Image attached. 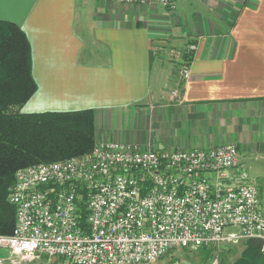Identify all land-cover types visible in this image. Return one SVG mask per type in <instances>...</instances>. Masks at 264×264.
Wrapping results in <instances>:
<instances>
[{
  "label": "crops",
  "instance_id": "obj_1",
  "mask_svg": "<svg viewBox=\"0 0 264 264\" xmlns=\"http://www.w3.org/2000/svg\"><path fill=\"white\" fill-rule=\"evenodd\" d=\"M80 4L0 0V19L15 22L30 45L36 88L21 111L93 109V143L234 142L240 165L247 160L264 175V0H174L172 10L94 0L86 35ZM185 60L190 76L172 97ZM22 264L70 263L38 254Z\"/></svg>",
  "mask_w": 264,
  "mask_h": 264
},
{
  "label": "built area",
  "instance_id": "obj_2",
  "mask_svg": "<svg viewBox=\"0 0 264 264\" xmlns=\"http://www.w3.org/2000/svg\"><path fill=\"white\" fill-rule=\"evenodd\" d=\"M113 1L174 8V0ZM189 76L185 60L172 97ZM237 153L234 142L154 149L107 140L83 154L19 166L7 192L15 220L0 233L7 250L0 264L38 254L70 264L151 263L173 248L195 251L250 237L263 249L258 189ZM218 261L215 252L205 264Z\"/></svg>",
  "mask_w": 264,
  "mask_h": 264
},
{
  "label": "trees",
  "instance_id": "obj_3",
  "mask_svg": "<svg viewBox=\"0 0 264 264\" xmlns=\"http://www.w3.org/2000/svg\"><path fill=\"white\" fill-rule=\"evenodd\" d=\"M35 88L26 34L15 22L0 19V233H9L14 224L15 208L6 192L17 167L83 154L93 145V109L21 111ZM238 242V253L230 260L219 253V264H264L260 239ZM197 250L201 264L216 252L210 245Z\"/></svg>",
  "mask_w": 264,
  "mask_h": 264
},
{
  "label": "rangeland",
  "instance_id": "obj_4",
  "mask_svg": "<svg viewBox=\"0 0 264 264\" xmlns=\"http://www.w3.org/2000/svg\"><path fill=\"white\" fill-rule=\"evenodd\" d=\"M84 1V2H83ZM82 4H80L78 11L79 14V20H85L83 22V26L79 29L80 33L82 35H86V32L84 30V26H88L90 23L89 20L91 19L90 14L94 11V0H81ZM85 3V4H84ZM94 144V143H93ZM241 164L246 168L247 172L249 174V177H254L255 184L258 188V194L259 198L264 203V175L261 177L260 174L256 170V166L254 164H250L247 160H240ZM258 173V175L256 174ZM9 187V186H8ZM7 187V192H8ZM7 192H6V199H7ZM228 229H235L233 227ZM241 242H235V243H227V244H219V245H210L212 252H215L219 255V253L226 252L227 260H230L238 253V250L240 248ZM202 250H196V251H188L183 248H173L169 250L165 255L158 258L156 261L151 263H138V264H201V260L203 258ZM204 264V263H203ZM219 264V263H218Z\"/></svg>",
  "mask_w": 264,
  "mask_h": 264
}]
</instances>
